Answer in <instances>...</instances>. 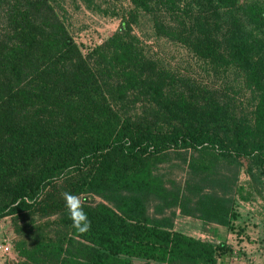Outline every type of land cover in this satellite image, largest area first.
Instances as JSON below:
<instances>
[{
    "label": "trees",
    "instance_id": "1",
    "mask_svg": "<svg viewBox=\"0 0 264 264\" xmlns=\"http://www.w3.org/2000/svg\"><path fill=\"white\" fill-rule=\"evenodd\" d=\"M132 3L154 16L158 35L240 69L258 95L254 118L158 69L126 17L83 56L49 0H0V220L21 234L17 264H218L232 254L173 229L175 209L232 229L234 202L209 165L189 163L209 184L182 192L151 176L168 150L246 166L248 199L260 194L254 185L264 188V1ZM128 97L143 101L139 115L116 108ZM64 193L84 194L85 232L73 227Z\"/></svg>",
    "mask_w": 264,
    "mask_h": 264
},
{
    "label": "rangeland",
    "instance_id": "2",
    "mask_svg": "<svg viewBox=\"0 0 264 264\" xmlns=\"http://www.w3.org/2000/svg\"><path fill=\"white\" fill-rule=\"evenodd\" d=\"M49 1L83 56L117 31L122 17H126L137 47L146 58L156 64L158 69L166 71L176 80L188 81L192 85L214 92L222 103L228 105L234 116L246 121L253 120L258 95L246 84L244 74L240 69L234 66L218 65L208 59L200 58L187 46L158 35L154 28V16L136 8L132 0ZM5 30V23L0 14V38ZM142 104H144L143 101H135L133 97H128L119 102L116 108L121 114L131 117L143 111ZM210 162V159L200 158L192 150H168L163 161L152 168L151 176L160 177L167 188H178L182 192L187 184H199L200 187H207L209 184L200 181L206 174L195 172L189 163L197 167L204 164L209 165L215 170L210 178L222 177L223 184L227 186H224V191L231 189L229 194L234 202L232 207L234 220L238 217V219L251 221L249 215L255 213L257 214L256 221L262 223L264 221V217L261 219L264 214V188L259 184L254 185L255 191L260 194L255 193V198H247L252 188L250 187L251 177L247 173L246 166L238 167L234 163L211 164ZM253 172L257 174L255 169ZM214 191L219 195L223 192L219 187ZM77 196L81 200L84 194ZM89 197L93 198L94 202L101 201L96 196ZM33 218L36 224L44 221L38 216ZM51 219L54 220L53 217ZM17 221L20 227L29 222V220L23 222L24 220L21 219ZM260 223L253 224V230L249 229L248 233L243 229L241 236L246 239L255 237L257 234L263 236ZM14 225L16 224L10 217L0 220V241L8 239L12 245L13 241L20 237L21 234L17 233ZM236 248L235 252H239ZM239 253L242 254L241 251ZM18 262L19 258L13 248L8 257L0 254V264H17Z\"/></svg>",
    "mask_w": 264,
    "mask_h": 264
},
{
    "label": "crops",
    "instance_id": "3",
    "mask_svg": "<svg viewBox=\"0 0 264 264\" xmlns=\"http://www.w3.org/2000/svg\"><path fill=\"white\" fill-rule=\"evenodd\" d=\"M256 215L255 213L249 215L251 221L238 219V217L236 220L233 218L231 220L232 229H230L227 226L205 222L197 217L183 215L179 210H176L173 218V229L201 241L213 244L224 242L229 245L232 248V254L218 259V264H264V221L263 224L256 221ZM263 217L264 214L261 219ZM257 223H260L263 229V236L257 234V237L249 239L241 236L244 232L243 229L248 233L249 229L253 230V224ZM234 233H236L235 236ZM235 247L242 254L235 252Z\"/></svg>",
    "mask_w": 264,
    "mask_h": 264
},
{
    "label": "clouds",
    "instance_id": "4",
    "mask_svg": "<svg viewBox=\"0 0 264 264\" xmlns=\"http://www.w3.org/2000/svg\"><path fill=\"white\" fill-rule=\"evenodd\" d=\"M65 206L69 217L73 221V227L80 232H85L90 222L81 206L80 198L71 193H64Z\"/></svg>",
    "mask_w": 264,
    "mask_h": 264
},
{
    "label": "built area",
    "instance_id": "5",
    "mask_svg": "<svg viewBox=\"0 0 264 264\" xmlns=\"http://www.w3.org/2000/svg\"><path fill=\"white\" fill-rule=\"evenodd\" d=\"M12 253V245L8 239L0 241V254L3 256H10Z\"/></svg>",
    "mask_w": 264,
    "mask_h": 264
}]
</instances>
